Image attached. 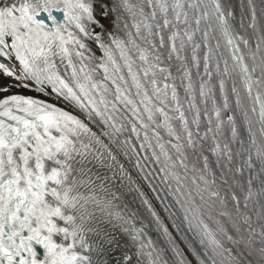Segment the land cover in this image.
I'll return each mask as SVG.
<instances>
[{"label":"snow or ice","instance_id":"snow-or-ice-1","mask_svg":"<svg viewBox=\"0 0 264 264\" xmlns=\"http://www.w3.org/2000/svg\"><path fill=\"white\" fill-rule=\"evenodd\" d=\"M0 264H264V0L0 6Z\"/></svg>","mask_w":264,"mask_h":264},{"label":"bare ground","instance_id":"bare-ground-1","mask_svg":"<svg viewBox=\"0 0 264 264\" xmlns=\"http://www.w3.org/2000/svg\"><path fill=\"white\" fill-rule=\"evenodd\" d=\"M13 63H15V61H13ZM11 82L14 83L15 81L13 80ZM14 91H18L20 94H23V95H31V96H37L38 95V93H36V92L26 91L24 89H19V90H14ZM144 190L147 192L146 188ZM149 195H151V194L149 193ZM153 203H155V202L153 201Z\"/></svg>","mask_w":264,"mask_h":264}]
</instances>
